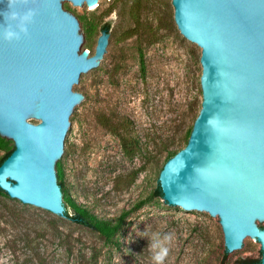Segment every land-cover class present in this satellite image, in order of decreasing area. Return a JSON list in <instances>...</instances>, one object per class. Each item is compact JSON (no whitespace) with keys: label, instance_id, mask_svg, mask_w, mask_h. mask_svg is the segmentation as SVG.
I'll return each instance as SVG.
<instances>
[{"label":"water","instance_id":"1","mask_svg":"<svg viewBox=\"0 0 264 264\" xmlns=\"http://www.w3.org/2000/svg\"><path fill=\"white\" fill-rule=\"evenodd\" d=\"M103 0H0V136L14 151L0 189L31 209L65 218L57 163L70 157L75 118L91 101L78 88L116 46L108 30L89 44L85 21L68 11ZM181 34L202 49V109L186 147L159 185L174 210L216 217L235 258L261 244L264 264V0H173ZM37 10L29 35L2 38L3 13ZM15 26V25H13Z\"/></svg>","mask_w":264,"mask_h":264},{"label":"rangeland","instance_id":"2","mask_svg":"<svg viewBox=\"0 0 264 264\" xmlns=\"http://www.w3.org/2000/svg\"><path fill=\"white\" fill-rule=\"evenodd\" d=\"M131 6L132 0H103L99 10H68L94 27L85 52L95 53L106 26L116 49L78 88L91 101L75 118L70 157L62 162L66 184L99 219L125 216L120 232L109 242L70 219L0 197V264H153L155 232L173 236L165 264L262 258L253 239L239 257L226 255L219 219L175 211L153 197L202 109V49L178 29L173 0H141L138 20Z\"/></svg>","mask_w":264,"mask_h":264},{"label":"trees","instance_id":"3","mask_svg":"<svg viewBox=\"0 0 264 264\" xmlns=\"http://www.w3.org/2000/svg\"><path fill=\"white\" fill-rule=\"evenodd\" d=\"M131 15H133L136 20H138L141 16V0H132V6L130 9ZM78 17V16H77ZM79 21H86L85 17H78ZM86 24V23H85ZM93 26L91 24L85 25V32L90 37L91 32L93 30ZM105 29H109V26L104 27ZM132 34H129L128 37H131ZM109 126H113L111 122H109ZM192 130L190 131L187 139V143L189 137L191 135ZM0 151H3L4 154L0 156V166L2 163L12 154L14 151V146H10L9 142L0 136ZM177 152L172 153L170 158L176 155ZM169 158V159H170ZM57 176L58 182L61 186L63 193V202L66 208L65 218L72 220L76 224L85 226L87 228L92 229L93 231L98 232L101 236H103L107 241L113 242V239L120 232L122 224L124 222L125 216H121L116 223L111 221H105L99 219L89 208L84 205L79 204L76 200H74L70 194L69 189L66 184V173L63 167V163L58 161L57 163ZM153 197H162L163 193L160 185L153 192ZM0 197L10 198L5 192L0 189ZM226 255L228 252L226 251ZM261 258L256 259L252 257L239 258L235 260L234 264H260Z\"/></svg>","mask_w":264,"mask_h":264},{"label":"clouds","instance_id":"4","mask_svg":"<svg viewBox=\"0 0 264 264\" xmlns=\"http://www.w3.org/2000/svg\"><path fill=\"white\" fill-rule=\"evenodd\" d=\"M30 0H23L25 5L29 4ZM15 0H9V8L13 9ZM6 25L2 32V38L6 42L18 41L22 36L29 35V25L34 23L37 15V10L28 8L23 14L17 11H6L3 13ZM15 25V26H13ZM173 236L171 234L162 235L159 232H155L149 238V249L152 252L153 264H165V260L169 255V243L172 241Z\"/></svg>","mask_w":264,"mask_h":264},{"label":"bare ground","instance_id":"5","mask_svg":"<svg viewBox=\"0 0 264 264\" xmlns=\"http://www.w3.org/2000/svg\"><path fill=\"white\" fill-rule=\"evenodd\" d=\"M92 7V6H91ZM92 8H94V7H92Z\"/></svg>","mask_w":264,"mask_h":264}]
</instances>
